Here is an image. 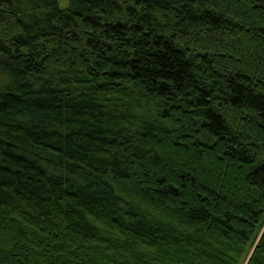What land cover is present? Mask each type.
<instances>
[{
  "label": "trees",
  "instance_id": "trees-1",
  "mask_svg": "<svg viewBox=\"0 0 264 264\" xmlns=\"http://www.w3.org/2000/svg\"><path fill=\"white\" fill-rule=\"evenodd\" d=\"M0 264H264V0H0Z\"/></svg>",
  "mask_w": 264,
  "mask_h": 264
}]
</instances>
